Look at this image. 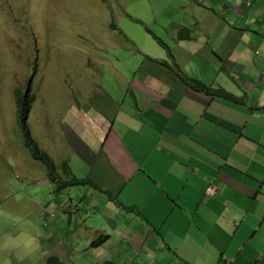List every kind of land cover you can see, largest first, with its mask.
<instances>
[{
	"label": "crops",
	"instance_id": "obj_1",
	"mask_svg": "<svg viewBox=\"0 0 264 264\" xmlns=\"http://www.w3.org/2000/svg\"><path fill=\"white\" fill-rule=\"evenodd\" d=\"M178 9L189 22H176L165 62L172 69L159 81L119 72L111 93L94 83L60 103L53 152L46 150L59 157L60 174L67 161L71 174L97 187L82 185L90 200L72 186L56 193L62 219L52 200L36 205L37 223L24 229L29 255L15 256L4 231L0 247L12 250L1 260L264 264V0H182ZM180 74L236 99L193 89ZM36 180L49 182L45 169ZM96 239L91 262L78 248Z\"/></svg>",
	"mask_w": 264,
	"mask_h": 264
},
{
	"label": "rangeland",
	"instance_id": "obj_2",
	"mask_svg": "<svg viewBox=\"0 0 264 264\" xmlns=\"http://www.w3.org/2000/svg\"><path fill=\"white\" fill-rule=\"evenodd\" d=\"M180 1L0 0V233L5 231L4 240L14 239L15 256L22 259L29 255L23 244L28 237L24 229H34L36 205L44 207L52 200L50 210L61 219L65 217L58 209L61 197L53 192L51 183L36 180L44 175L45 167L32 157L21 137L16 91L27 90L33 99L28 118L32 137L44 151L51 148L49 134L57 136L55 124L59 121L55 117L60 114V103L67 104L65 100L78 87L83 93L95 83L94 89L98 84L111 93L115 80H121L119 72L127 80L147 75L159 81L172 69L165 64L170 62L167 46L174 45L176 24L189 22L185 11L178 9ZM93 105H98L96 99ZM46 153L59 159L57 154ZM31 172L35 177L29 178ZM70 190H80L81 195L87 189L73 185ZM87 191L90 200L92 192ZM93 195L97 196L94 191ZM96 225L101 226L99 222ZM82 243L78 249H85L91 262H96L94 247L98 243ZM106 245L112 248L113 243ZM7 248L0 247V260L12 250ZM11 261L1 260L4 264Z\"/></svg>",
	"mask_w": 264,
	"mask_h": 264
},
{
	"label": "trees",
	"instance_id": "obj_3",
	"mask_svg": "<svg viewBox=\"0 0 264 264\" xmlns=\"http://www.w3.org/2000/svg\"><path fill=\"white\" fill-rule=\"evenodd\" d=\"M183 81L191 86L193 89L196 90H202L208 94H215L218 96L225 97L227 99L235 100L236 98L231 95L229 92L225 91L224 89H213L202 82H200L197 79H194L192 77L186 76L184 74H180ZM28 91H16V118L17 123L19 125L20 134L23 139V142L25 146L28 148V151L32 155V157L36 160H39L43 163L45 170H46V176L48 178V181L52 185V189L54 193H60L64 189L70 186L75 185H81V184H90V185H97L93 183L91 180L87 178H81L77 177L73 174H71L69 170V165L67 161L62 162L61 164V170L62 173L60 174L57 170V166L53 159L44 151L41 149L36 142V140L32 137L28 124H27V117L29 113L30 104L32 102V98L29 95ZM107 192L106 190H103ZM108 193V192H107ZM130 210H133L132 207H129ZM99 240H95L92 242V244L98 243ZM47 264H63L61 261H59L57 258H48ZM101 264H119L114 260H105Z\"/></svg>",
	"mask_w": 264,
	"mask_h": 264
},
{
	"label": "built area",
	"instance_id": "obj_4",
	"mask_svg": "<svg viewBox=\"0 0 264 264\" xmlns=\"http://www.w3.org/2000/svg\"><path fill=\"white\" fill-rule=\"evenodd\" d=\"M216 193V187L213 183H209L205 188V194L213 196ZM153 260H148V264H151Z\"/></svg>",
	"mask_w": 264,
	"mask_h": 264
},
{
	"label": "clouds",
	"instance_id": "obj_5",
	"mask_svg": "<svg viewBox=\"0 0 264 264\" xmlns=\"http://www.w3.org/2000/svg\"><path fill=\"white\" fill-rule=\"evenodd\" d=\"M29 84H30V82H28V84H27V88L29 87ZM25 91H27V90H25ZM29 112H30V108H29ZM28 116H29V113H28ZM27 124H28V117H27ZM28 149V148H27ZM29 152V151H28ZM30 153V152H29Z\"/></svg>",
	"mask_w": 264,
	"mask_h": 264
}]
</instances>
